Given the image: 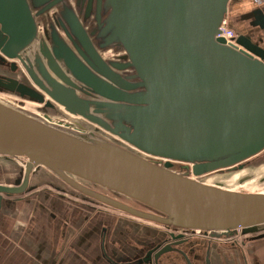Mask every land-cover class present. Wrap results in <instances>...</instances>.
<instances>
[{
  "label": "water",
  "instance_id": "1",
  "mask_svg": "<svg viewBox=\"0 0 264 264\" xmlns=\"http://www.w3.org/2000/svg\"><path fill=\"white\" fill-rule=\"evenodd\" d=\"M230 4L0 0V264H261L264 193L206 183L264 163V47L218 37Z\"/></svg>",
  "mask_w": 264,
  "mask_h": 264
},
{
  "label": "rangeland",
  "instance_id": "2",
  "mask_svg": "<svg viewBox=\"0 0 264 264\" xmlns=\"http://www.w3.org/2000/svg\"><path fill=\"white\" fill-rule=\"evenodd\" d=\"M244 2L245 4L243 3V0H232L229 8V15L227 18L228 26L232 29L234 28L235 33L238 35H241L242 33H244L245 35L247 33L250 34L249 30L246 29L245 27V23L247 21V18L249 17L248 12H250L251 7L253 5H257V3H259V0H245ZM44 22L46 21L41 20V28L44 25ZM240 23L242 25H240ZM105 52L106 54H104V57L113 58L115 56L116 51L115 52L105 51ZM5 98L7 100H11L14 103H17L12 98H8V97ZM26 109L30 111H35L36 105L27 104ZM71 118L73 120H77L76 117H71ZM206 183L231 191H239V192L241 191L247 193L248 192L264 193V163L259 166L251 167L250 169L237 172L235 174H228V175L227 174L222 175L220 173L212 174L208 177ZM239 241L241 242L242 239L241 240L239 239ZM247 245H246L247 246L246 253L250 259L251 257H254L256 259L264 258V256L262 257V254L259 252L260 248H264V240L258 243H254L252 245L249 242L247 243Z\"/></svg>",
  "mask_w": 264,
  "mask_h": 264
},
{
  "label": "flooded vegetation",
  "instance_id": "3",
  "mask_svg": "<svg viewBox=\"0 0 264 264\" xmlns=\"http://www.w3.org/2000/svg\"><path fill=\"white\" fill-rule=\"evenodd\" d=\"M232 1V0H231ZM72 4L74 5V2L75 0H71ZM259 3H257V5H253L251 7V10L250 12H248L249 14V17L247 18V21L245 23V27L246 29L249 30L250 34L247 33L246 35H250L252 40L254 41V43L264 47V19H262L261 17V13L259 12V9L261 7V5H258ZM84 12H87V8L84 9ZM57 18V9H51L49 11V13L47 14V16L43 17V18H40V19H37V23H38V37L41 39L44 37V33L46 31V29H48L50 27V22L51 21H54L55 19ZM81 18V21L83 22V17H80ZM41 20H44L46 22H44V25L42 26L41 28ZM242 23V22H241ZM240 23V25H242ZM84 27L86 29L87 32H90V30L94 27H96V22H95V17L94 16H91L90 18H88L86 20V24L84 23ZM50 34V31L48 32ZM65 40H66V43L72 48V44L66 39L64 33L59 30L58 32ZM90 40L93 42L94 44V47L97 49V44L94 40V38H90ZM47 44L49 45V43L47 42ZM31 50L33 51V53L35 52H38L39 53V57L40 59L46 63V58L39 52L40 50V45H38V43H35L32 47H31ZM105 51H114L115 50H105ZM105 51H102V50H99L98 49V52L99 54L101 55V57L104 59V60H118V58L122 55V53H116L115 52V56L113 58H106L104 57V54H106ZM32 59L34 60V58L32 57ZM63 68V70H65V68L63 67V65L61 66ZM38 71V70H37ZM39 72V71H38ZM130 73L129 71L127 72H121V75L123 77L125 76H128ZM78 96L80 97H83L85 98L86 96L83 95L82 93L80 92H77ZM256 242H250V244H254ZM248 246V245H247ZM246 246V248H247ZM264 249V248H263ZM259 252L262 254V257L264 256V250H259ZM262 258H260V263L261 264H264V260H261ZM264 259V258H263ZM258 263V262H257ZM256 263V264H257Z\"/></svg>",
  "mask_w": 264,
  "mask_h": 264
},
{
  "label": "built area",
  "instance_id": "4",
  "mask_svg": "<svg viewBox=\"0 0 264 264\" xmlns=\"http://www.w3.org/2000/svg\"><path fill=\"white\" fill-rule=\"evenodd\" d=\"M262 0H259V3H261ZM220 34H219V38H223L226 43L228 45H231V46H235V47H239V45L237 44V37L238 35L235 33V31L233 29H231L229 26H228V21L226 20L221 29H220Z\"/></svg>",
  "mask_w": 264,
  "mask_h": 264
},
{
  "label": "crops",
  "instance_id": "5",
  "mask_svg": "<svg viewBox=\"0 0 264 264\" xmlns=\"http://www.w3.org/2000/svg\"><path fill=\"white\" fill-rule=\"evenodd\" d=\"M245 0H243V3L245 4V2H244ZM243 7H245V6H243ZM261 260H264V259H261Z\"/></svg>",
  "mask_w": 264,
  "mask_h": 264
},
{
  "label": "bare ground",
  "instance_id": "6",
  "mask_svg": "<svg viewBox=\"0 0 264 264\" xmlns=\"http://www.w3.org/2000/svg\"><path fill=\"white\" fill-rule=\"evenodd\" d=\"M82 183H84V182H82ZM236 192V191H235ZM237 192H239V191H237Z\"/></svg>",
  "mask_w": 264,
  "mask_h": 264
},
{
  "label": "trees",
  "instance_id": "7",
  "mask_svg": "<svg viewBox=\"0 0 264 264\" xmlns=\"http://www.w3.org/2000/svg\"><path fill=\"white\" fill-rule=\"evenodd\" d=\"M233 30H234V28H233Z\"/></svg>",
  "mask_w": 264,
  "mask_h": 264
}]
</instances>
